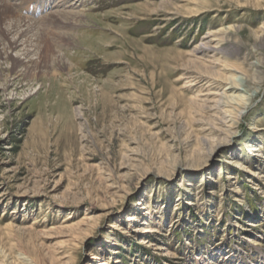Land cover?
Segmentation results:
<instances>
[{
    "label": "rangeland",
    "instance_id": "rangeland-1",
    "mask_svg": "<svg viewBox=\"0 0 264 264\" xmlns=\"http://www.w3.org/2000/svg\"><path fill=\"white\" fill-rule=\"evenodd\" d=\"M18 3L0 264H264V0Z\"/></svg>",
    "mask_w": 264,
    "mask_h": 264
},
{
    "label": "bare ground",
    "instance_id": "bare-ground-1",
    "mask_svg": "<svg viewBox=\"0 0 264 264\" xmlns=\"http://www.w3.org/2000/svg\"><path fill=\"white\" fill-rule=\"evenodd\" d=\"M10 1V0H9ZM17 0H15V1H13V3H9L8 2V0H1V4L0 5H2V9L0 10V11H2V12H4L3 14H8V17H6V18H8L9 20H10V23H12V22H14V25H18L17 27H19V23H22V22H25V21H23V17L20 15V13H17L12 7H13V4H14V2H16ZM20 1V3H18L17 5H19V4H21V2L23 1V0H19ZM16 5V6H17ZM1 8V7H0ZM19 8V7H18ZM3 14H2V16L0 17V21L2 22V20H3ZM7 16V15H6ZM48 17H50V16H48ZM50 19V18H49ZM24 20H25V18H24ZM6 22V21H5ZM9 22V21H8ZM26 22H28V21H26ZM25 24V23H24ZM23 24V25H24ZM28 24V23H27ZM13 25V24H12ZM13 25V26H14ZM29 25V24H28ZM25 26V25H24ZM32 26V25H31ZM26 27H27V25H26ZM13 28V27H12ZM15 29V28H14ZM27 29V28H26ZM19 30H20V27H19ZM0 31H2V29H1V27H0ZM18 31V30H17ZM21 31V30H20ZM15 35H16V33H15ZM18 35H19V33H18ZM20 36V35H19ZM18 36V37H19ZM18 40V39H17ZM16 40V41H17ZM12 43L13 44H15L13 41H12ZM12 44V45H13ZM204 44V43H203ZM9 45H10V43H9ZM8 45V46H9ZM11 46V45H10ZM9 46V47H10ZM14 46V45H13ZM30 72V71H29ZM242 112V111H241Z\"/></svg>",
    "mask_w": 264,
    "mask_h": 264
}]
</instances>
